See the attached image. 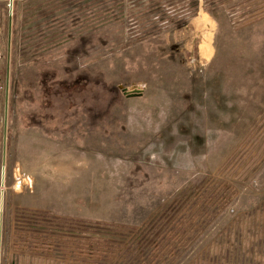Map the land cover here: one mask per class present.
I'll return each instance as SVG.
<instances>
[{
	"label": "rangeland",
	"instance_id": "1",
	"mask_svg": "<svg viewBox=\"0 0 264 264\" xmlns=\"http://www.w3.org/2000/svg\"><path fill=\"white\" fill-rule=\"evenodd\" d=\"M10 1L0 264H85L33 211L143 231L96 264H264V0Z\"/></svg>",
	"mask_w": 264,
	"mask_h": 264
},
{
	"label": "trees",
	"instance_id": "2",
	"mask_svg": "<svg viewBox=\"0 0 264 264\" xmlns=\"http://www.w3.org/2000/svg\"><path fill=\"white\" fill-rule=\"evenodd\" d=\"M17 9L18 5L16 4L14 13L17 12ZM221 185L226 190H231L228 184L222 183ZM28 224L32 233L26 234L24 244L20 246L22 249L28 248L33 255L52 256L56 244L63 243L67 238L79 240L75 254L85 264L101 262L104 258L109 257L113 250L120 249L121 245H126L130 236H133L132 240L137 242L138 248H141V244L145 241L141 230H130L103 223L57 219L44 212H31ZM152 245L154 248L153 263L160 258V246L157 241L153 242ZM16 248L18 249V245ZM10 264L18 263L11 261Z\"/></svg>",
	"mask_w": 264,
	"mask_h": 264
},
{
	"label": "water",
	"instance_id": "3",
	"mask_svg": "<svg viewBox=\"0 0 264 264\" xmlns=\"http://www.w3.org/2000/svg\"><path fill=\"white\" fill-rule=\"evenodd\" d=\"M12 0L10 1V15H12ZM10 25H11V20H10ZM6 112H7V106H6ZM5 157H6V138L4 140V154H3V163L5 162ZM4 201V191H1V212H0V240H1V227H2V213H3V202Z\"/></svg>",
	"mask_w": 264,
	"mask_h": 264
},
{
	"label": "crops",
	"instance_id": "4",
	"mask_svg": "<svg viewBox=\"0 0 264 264\" xmlns=\"http://www.w3.org/2000/svg\"><path fill=\"white\" fill-rule=\"evenodd\" d=\"M3 154H4V133L0 127V168L3 164ZM1 201V197H0ZM0 212H1V202H0Z\"/></svg>",
	"mask_w": 264,
	"mask_h": 264
}]
</instances>
